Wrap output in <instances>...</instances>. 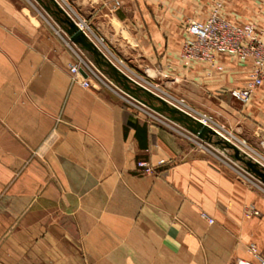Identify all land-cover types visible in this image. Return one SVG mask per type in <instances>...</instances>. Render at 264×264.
Wrapping results in <instances>:
<instances>
[{
  "label": "crops",
  "instance_id": "1",
  "mask_svg": "<svg viewBox=\"0 0 264 264\" xmlns=\"http://www.w3.org/2000/svg\"><path fill=\"white\" fill-rule=\"evenodd\" d=\"M66 1L137 73L206 115L214 133L161 124L92 75L81 72L88 87L58 76L54 91L27 105L39 140L32 126L25 140L0 135V264H238L251 244L264 256V183L241 172L236 155L242 140L264 154V83L243 104L231 90L247 83L251 59L220 53L219 70L181 58L188 20L206 19L221 1L227 19L264 33V0ZM162 157L156 174L137 172L138 159Z\"/></svg>",
  "mask_w": 264,
  "mask_h": 264
},
{
  "label": "rangeland",
  "instance_id": "2",
  "mask_svg": "<svg viewBox=\"0 0 264 264\" xmlns=\"http://www.w3.org/2000/svg\"><path fill=\"white\" fill-rule=\"evenodd\" d=\"M58 1L66 13L69 12L77 21H84L86 31L91 37V39H88L95 41L109 56L113 63L117 65L119 73L125 77H133L134 80L149 88L154 94L162 96L165 101H172L182 109L189 110L187 105L182 104L181 101L183 100L169 97L163 93L160 87L137 73L130 63L118 55L119 53L112 51L94 31L89 19L77 11L70 3L66 0ZM69 37L65 28L52 17L38 0H0V135H11L17 140H25L26 131L32 126V138L34 141L39 140V132L35 131L33 126L35 123L31 118L34 111H32L33 109L30 110L31 108L27 107V105L29 103L34 104L35 100L33 98L36 97L34 94L54 91L59 86L58 81H56L58 76L68 75L73 78L69 68L72 62L67 64L64 58L65 54L68 53V55L76 58L75 61L78 60L76 56L77 49L73 46ZM82 50L90 59L94 60L93 53L85 49ZM102 57L104 60L109 61L104 55ZM63 60L66 65L63 64ZM96 66L104 75L111 79L109 73L99 65ZM41 74H44L48 79L51 77V79L43 78L40 80L39 76ZM92 76L99 79L97 73ZM132 83L141 86L135 81H132ZM119 86L122 87L120 84ZM130 101L132 100L130 99ZM132 102L141 110L143 109L144 113L146 111L149 118L153 115L156 117L154 120L161 124L166 122L171 127H177V129H181L180 131L184 130V125L174 121L181 128L177 124L159 118L140 104ZM153 103L161 105L158 100H154ZM166 103L170 105L169 102ZM36 107L38 108V106ZM47 139L49 142L52 141L54 133H48ZM242 141L239 148V155L242 158L238 163L240 171L244 173L247 171L243 159L255 163L258 168L264 170V154L260 149L253 148ZM223 153L225 156H231L235 154V151L224 145ZM32 154L33 156L38 155L39 149H35ZM254 175L261 179L257 174ZM261 180L264 183V179L262 178ZM1 202L2 197L0 196Z\"/></svg>",
  "mask_w": 264,
  "mask_h": 264
},
{
  "label": "built area",
  "instance_id": "3",
  "mask_svg": "<svg viewBox=\"0 0 264 264\" xmlns=\"http://www.w3.org/2000/svg\"><path fill=\"white\" fill-rule=\"evenodd\" d=\"M56 1L59 3L58 0ZM116 4L119 5L120 1H117ZM222 8L223 3L221 1H217L211 8V11L206 19L188 20L186 26L188 37L183 43L181 58L186 65H189L194 61H205L215 66L219 70L223 69V66L217 63L218 55L220 53H230L242 59H251L252 66L249 71V78L247 83L243 87L234 88L231 90V95L233 97H235L241 103L247 104L251 101L255 90L264 83V33L257 27L254 22L238 23L227 19L222 13ZM76 23L84 31L87 37L91 39L89 33L86 31V24L84 23V21L82 22L76 20ZM69 40L73 43L70 37ZM94 44L104 54V56L108 58L110 62H112L109 56L95 42ZM74 45L77 49L76 56L78 60L72 62L69 68L73 75V78L76 80H80L83 86H90L91 81L88 78H83L81 69H84V71L88 75L97 73L99 75L98 78L101 81L109 83V85L127 95V97H129V99H131L132 101L153 112L159 118L167 120L168 122H171L173 124H177L174 122V120L170 119L165 114L154 110L139 98L135 97L134 95L117 85V83H115L112 79L101 72V70L95 65L93 60L84 53L81 47L77 46L76 44ZM128 78L141 85L137 80H134L133 77L128 76ZM167 102L174 106H177L172 101L167 100ZM181 102L183 105L185 104L183 101ZM177 107L182 109L179 106ZM182 110H184L191 116L203 121L204 124L207 125L208 123V126L214 129L211 125L212 123L210 119L206 115H194L190 108L189 110ZM215 131L217 133H220L216 129ZM167 163L168 160L163 157L160 158L156 164L147 158H140L136 162V170L141 175L156 174L157 172H159V168H162ZM249 211L250 213L254 214L259 213V211L253 205L249 207ZM203 216L211 223L214 221V219L207 213H203ZM248 252L250 253L251 258L240 259L238 261V264H264V256L258 251V248L255 244L249 245Z\"/></svg>",
  "mask_w": 264,
  "mask_h": 264
},
{
  "label": "water",
  "instance_id": "4",
  "mask_svg": "<svg viewBox=\"0 0 264 264\" xmlns=\"http://www.w3.org/2000/svg\"><path fill=\"white\" fill-rule=\"evenodd\" d=\"M62 8V7H61ZM64 10V9H63ZM65 11V10H64ZM66 12V11H65ZM68 15V27L65 29V31L68 33V35L70 36L71 40L80 45L83 49H85L88 52L93 53L94 56L98 57V56H102L104 55L97 47L96 45L90 41L87 37V35L84 33V31L77 25V23L73 20V18H71V16L66 13ZM94 63L96 65H98V63L93 60ZM102 65L106 66L109 70V72L111 73V79L117 83L118 85L123 82L125 84V86H122L123 89L127 90V87L129 85V83H132V81L128 78L125 77L124 75H122L121 73H119L117 67L111 63L110 61L104 60L101 62ZM81 72L87 76V73L84 71V69H81ZM134 84V83H133ZM142 89H144L145 91H147L148 93L152 94L153 96L156 97V100H158L159 102H161V105L159 104H149L146 101L140 99L141 101H143L144 103L148 104L149 106H151L153 109L165 114L166 116H168L170 119L181 123V121H184L186 124H182L185 125V127L189 130H191L192 132L196 133L199 135V137L204 138V139H208L210 140L212 137V133L213 130L206 124H204L201 120L191 116L190 114L186 113L184 110L178 108L177 106L174 105H169L168 103H166L167 101H165V99L157 94H154L150 89L144 87V86H139ZM129 92V91H128ZM131 93V92H129ZM132 94V93H131ZM133 95V94H132ZM165 111L171 113V114H176L175 116H171L170 114H167ZM237 158L239 160H242V158L239 155V151ZM246 164V169L249 170L251 173L253 174H257V176H259L262 179V175H264V172L262 170L257 169L256 171L252 170L254 168L253 166V162L249 161V160H244ZM253 167V168H252Z\"/></svg>",
  "mask_w": 264,
  "mask_h": 264
},
{
  "label": "trees",
  "instance_id": "5",
  "mask_svg": "<svg viewBox=\"0 0 264 264\" xmlns=\"http://www.w3.org/2000/svg\"><path fill=\"white\" fill-rule=\"evenodd\" d=\"M42 6L52 15V17L63 27L67 28L68 27V15L66 12L61 8V6L55 1V0H38ZM93 59L98 63V65L104 69L107 73L111 75L109 72L108 68L104 67V65L101 64L102 61H104L102 56H93ZM112 76V75H111ZM122 86H125L123 82L120 83ZM127 90L131 92L133 95L139 97L140 99L146 101L149 104H153L154 100H156V97L153 96L152 94L148 93L141 87L129 83ZM167 114H170L171 116H175L176 114H171L167 111H165ZM182 124H186L184 121H181ZM254 168L252 170L256 171L257 169L261 170L260 168L257 167L255 163H253ZM264 172V170H262ZM257 172V171H256ZM262 178L264 179V175H262Z\"/></svg>",
  "mask_w": 264,
  "mask_h": 264
},
{
  "label": "bare ground",
  "instance_id": "6",
  "mask_svg": "<svg viewBox=\"0 0 264 264\" xmlns=\"http://www.w3.org/2000/svg\"><path fill=\"white\" fill-rule=\"evenodd\" d=\"M60 3V2H59ZM60 5H61V3H60ZM67 13H69V12H67ZM70 14V13H69ZM70 16L73 18V20L76 22V20H75V18L70 14ZM78 25V24H77ZM95 42V41H94ZM74 43V42H73ZM76 44V43H75ZM78 45V44H77ZM75 46V45H74ZM80 46V45H79ZM81 47V46H80ZM83 49V48H82ZM113 62V61H112ZM203 122V121H202ZM205 123H207V122H205ZM207 125H208V123H207ZM220 135H222V136H226L225 134H223V133H219Z\"/></svg>",
  "mask_w": 264,
  "mask_h": 264
}]
</instances>
